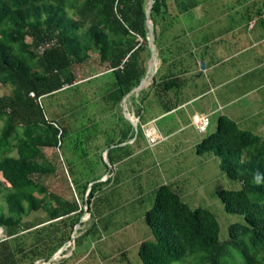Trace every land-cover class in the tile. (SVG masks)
<instances>
[{"label": "trees", "instance_id": "obj_1", "mask_svg": "<svg viewBox=\"0 0 264 264\" xmlns=\"http://www.w3.org/2000/svg\"><path fill=\"white\" fill-rule=\"evenodd\" d=\"M188 1L155 0L152 5L150 20L162 64L167 58L161 39L174 20L164 25L160 20L173 10H180L171 15L175 18L193 8L194 0ZM147 5L148 0H0V86L10 84L12 90L11 96H0V175L7 184L0 181V195L4 194L8 209V214L0 211V228L8 237L0 243V264H21L18 256L26 253L12 245L21 232L37 226L57 228L58 224L73 229L79 223L82 208L78 201L50 191L38 179L56 172L42 148L61 146L65 134L55 121L48 120L41 98L74 85L71 66L83 63L92 51L113 79L111 91L124 97L136 88L150 60ZM66 8L74 11V22L66 19ZM80 27H85V37L78 34ZM52 41L53 45L38 53L39 44ZM152 85L156 86L155 79ZM174 86L175 80L167 81L162 89ZM173 107L170 104L165 110ZM195 152L214 154L221 171L241 182L240 189H220L216 195L227 213L241 215L244 222L230 224L228 238L221 240L211 212L190 208L168 185H160L144 216L154 239L138 246L142 264H264V131L258 135L241 130L220 115L215 129L196 144ZM92 181L97 178L83 184L75 181L89 211L94 186L86 192ZM35 193L43 202L35 199ZM37 210L45 216L23 221L24 215ZM67 240L56 237L55 245L61 247Z\"/></svg>", "mask_w": 264, "mask_h": 264}, {"label": "rangeland", "instance_id": "obj_2", "mask_svg": "<svg viewBox=\"0 0 264 264\" xmlns=\"http://www.w3.org/2000/svg\"><path fill=\"white\" fill-rule=\"evenodd\" d=\"M194 2L195 6L187 12H181L180 16L173 18L171 15L180 11L173 10L174 13L171 12L165 19L160 20L161 25L174 20L161 39L165 46H172L169 51L165 48V56L174 62L177 46L178 49L183 47L194 54L200 53V45L204 44L200 43L201 38L205 42L208 40L210 53L217 49L221 51L216 58L221 63L220 67L226 68V78L239 77L241 88L247 94L246 101L249 102L250 87L260 86L256 91L257 96L264 92V19L256 17L264 14V0ZM65 10L66 19L74 22V11L69 8ZM174 30L179 41L170 39ZM77 32L85 37V27L78 28ZM198 34L202 36L196 38ZM26 42L31 43V38H26ZM195 44L199 49L194 47ZM89 55L83 63H74L71 66L76 79L74 85H65L62 91L41 98L46 117L55 121L65 134L61 146L42 148L45 156L55 165L56 172L38 179L50 191L66 199H76L82 208L80 221L73 229L68 224L55 223L58 224L57 228L37 226L30 232H21L22 235L17 240L12 239V245H19L26 253V256H18L21 264H46L59 251L60 254L49 264H142L138 256V246L142 241L154 239L144 216L153 204L156 188L164 183L165 168L169 171L167 176L189 168L194 174L207 173L203 180L201 178L203 187L199 189L192 184L191 187H196V192L181 199L192 209L201 208L211 212L218 222L220 239L228 238V226L236 222L243 223L244 220L241 215L230 214L224 210L216 191L238 190L241 182L231 179L221 171L215 155L199 157L195 154L193 143L199 141L200 135L189 125L186 115L180 116L184 124L180 131H176L180 121L175 120L174 114L157 118L153 126L165 139L148 148L142 133L149 127L142 126V132L140 126L143 118H148L144 116L145 99L152 95L154 85L151 82L139 93L121 97L116 91H111L113 79L107 74L105 65L100 64L97 52L92 51ZM186 59L189 60V57ZM238 59L243 60L241 65L231 68V64ZM160 65L158 57L153 76L156 81L160 77ZM197 68L201 71L200 64ZM218 71L219 69L213 71L216 77ZM200 75L197 73L192 76L191 84H196L198 88L207 87L208 74L205 73L203 77ZM192 91L196 92L195 89ZM11 95L10 84L0 86V96ZM124 99L126 112L136 118V128L123 114ZM2 126L3 122L0 120V130ZM238 128L243 129L240 125ZM211 129L209 127L207 132ZM246 129L258 135H262L264 131L256 127ZM128 131L134 139H138L135 145H111L112 141ZM172 132L175 134L166 138ZM137 146L141 149L138 153ZM131 153L133 155L118 167L115 166V169L108 164L113 163L117 157L124 158ZM138 167H149L151 172L146 181L139 182L142 189L139 192L133 180V176L139 173ZM130 176L131 180H128L127 177ZM95 178H101L103 182L92 181L88 185L86 194L91 186L95 188V199H92L89 211L82 189L77 188L75 181L83 184ZM0 181L3 186H7L1 175ZM5 190L3 189L4 193ZM3 195H0V211L8 214ZM34 197L43 202L41 195L35 193ZM44 216L42 210H37L24 215L23 221L35 222ZM60 236L68 239L61 247L55 245V238ZM234 264H239V261Z\"/></svg>", "mask_w": 264, "mask_h": 264}, {"label": "crops", "instance_id": "obj_3", "mask_svg": "<svg viewBox=\"0 0 264 264\" xmlns=\"http://www.w3.org/2000/svg\"><path fill=\"white\" fill-rule=\"evenodd\" d=\"M180 15L178 14V16ZM256 17H259L261 20H263L264 14L257 15ZM174 32L171 33L170 39L179 41V39H177L178 34ZM200 36L202 35L198 34L196 35V38H199ZM201 39L202 40L200 43L204 44L200 45V49H202L200 53L197 52V54H194L192 51L183 49V47L178 49L177 46V50L175 51L176 58L174 59V62L173 59L167 56V60L163 64L160 61L161 65L159 69H161V73L159 79L156 81V86L154 88L155 91L153 90L152 95H149L145 99L146 108L144 116H148V118H143V123L140 126V129L143 132L142 126L154 128L153 122L157 118L163 115L174 114L175 120L180 121L178 130L176 131H180L184 127L183 122L180 120V116L184 117L186 115L187 120L189 119V125L193 126L196 133L200 135L199 141L193 143L194 151L196 144L199 143L205 136H207L210 131L215 129L216 118L220 115H224L233 120L237 126L240 125L243 128L242 130L249 131L246 129L247 127H256L260 131L264 129V92H262L258 96L256 95V91L260 88V86L254 85L250 87V93L248 97H251V100L247 102V94L241 88V84L239 83L240 79H238L239 77H234V79L226 78V68L220 67L221 63L219 62L218 58H216V55L221 51L217 49L210 53V48L207 45L208 40L207 42H205V39ZM165 45L166 44L161 43V47L164 51L165 48H168L169 51V49H171L172 47L171 45L169 46V44L167 46ZM194 47L198 48L196 44L194 45ZM187 57H189V60L186 59ZM202 62L205 64V67L204 69H201V71H199L200 69H198L197 66ZM242 62L243 60L238 59L236 62H233L231 64V68H238ZM215 69H219L218 77H216L213 72ZM197 73L201 74L200 76L202 77L205 76V73L208 74L206 75V83L208 85L207 87L198 88L196 84H191L192 76H196ZM172 80H175L176 86L168 91L162 89L165 82ZM192 89H195L196 92L192 91ZM170 104H175V107H173L169 111H166L165 107ZM204 115H208L210 119L209 127H212V129L205 134L200 132L192 124L193 118ZM130 122L132 123L131 120ZM132 125L136 128L135 124L132 123ZM154 129L162 138L161 141L164 140L165 137H163L156 128ZM142 134L144 135L147 147H152V145L147 142L145 133ZM174 134V132L169 133L166 138H169ZM137 140L138 139H134L132 133L128 131L120 135V137H118L116 141H112L111 145L117 146L121 144L123 147H126L129 145H135L137 143ZM161 141H159L158 143H160ZM140 150L141 149L139 148V146H137L136 152L138 153ZM210 154L212 153L196 155L199 157H204ZM132 155L133 154L131 153L126 154L124 158L117 157L113 163L108 162V164L110 163V167L113 166L115 169V166L118 167ZM216 161L219 167V159L217 158ZM138 168L139 169L137 170V172L139 173L138 175L133 176V180L136 182L135 185L139 192L142 190L139 182L142 180L146 181L150 177V175L148 174H150L151 172L149 170V167ZM131 172L134 173L133 170H131ZM168 172V169L165 168L163 176H166V178L163 184L168 185L172 190L177 192L180 197H190L196 192V190L194 191V188H202V180L207 175L206 172H198L197 174H194L191 171V168L186 171H176L175 174L167 176ZM140 173H142V175ZM127 179L131 180V176L127 177ZM97 181H100V183L103 182L101 181V178H97ZM192 184L196 187H191Z\"/></svg>", "mask_w": 264, "mask_h": 264}, {"label": "water", "instance_id": "obj_4", "mask_svg": "<svg viewBox=\"0 0 264 264\" xmlns=\"http://www.w3.org/2000/svg\"><path fill=\"white\" fill-rule=\"evenodd\" d=\"M155 0H151L150 3H148L147 5V9H146V28L148 30V36H147V41H148V47L150 49V60L148 62V66H147V70H146V75L145 77L141 80L140 84L134 88L129 94H127L126 96L128 97L130 94H137L139 93L143 88L147 87L151 82H152V79H153V76L154 74L150 77V81L148 82H145V79L147 78V73H148V69L150 67V63L153 62L155 60V56L157 55V48H156V44H155V39H154V30H153V24L150 20V10L152 8V5L154 3ZM201 66V69H204L205 67V64L202 62L200 64ZM125 96V97H126ZM126 102V100L124 99L123 101V105H122V109H123V113L124 115H128L129 113L126 112V107H124V103ZM126 117V116H125ZM61 251L57 252V254H55L49 261L46 262V264H49L50 261L52 259H55L59 254H60Z\"/></svg>", "mask_w": 264, "mask_h": 264}, {"label": "built area", "instance_id": "obj_5", "mask_svg": "<svg viewBox=\"0 0 264 264\" xmlns=\"http://www.w3.org/2000/svg\"><path fill=\"white\" fill-rule=\"evenodd\" d=\"M141 40V39H140ZM54 42H45L42 44H39L37 47V51L39 54L43 53V51L50 47L51 45H53ZM31 96H34L33 93L30 94ZM192 124L203 134L207 133V130L210 126V119L208 117V115H204V116H200V117H195L192 119ZM145 133V137L147 142L150 145H156L159 141H161V137L158 134V132L154 129V128H149L144 130ZM7 236L4 233V230L2 228H0V243L7 240Z\"/></svg>", "mask_w": 264, "mask_h": 264}, {"label": "bare ground", "instance_id": "obj_6", "mask_svg": "<svg viewBox=\"0 0 264 264\" xmlns=\"http://www.w3.org/2000/svg\"><path fill=\"white\" fill-rule=\"evenodd\" d=\"M150 1L151 0H148V3H150ZM157 65H158V57L156 55L155 56V60L150 63V67L148 69L147 78L145 79V82L150 81V77L156 72ZM124 107H126V103H124ZM125 116H126L127 119L131 120L134 124L136 123V118L133 117L132 115H130V114L127 115L126 114Z\"/></svg>", "mask_w": 264, "mask_h": 264}]
</instances>
